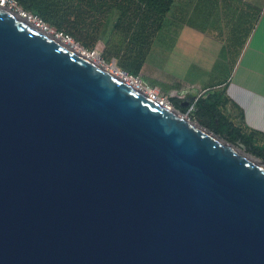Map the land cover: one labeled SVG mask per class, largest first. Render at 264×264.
Returning <instances> with one entry per match:
<instances>
[{"label": "water", "instance_id": "obj_1", "mask_svg": "<svg viewBox=\"0 0 264 264\" xmlns=\"http://www.w3.org/2000/svg\"><path fill=\"white\" fill-rule=\"evenodd\" d=\"M4 1L0 264H264V158Z\"/></svg>", "mask_w": 264, "mask_h": 264}, {"label": "crops", "instance_id": "obj_2", "mask_svg": "<svg viewBox=\"0 0 264 264\" xmlns=\"http://www.w3.org/2000/svg\"><path fill=\"white\" fill-rule=\"evenodd\" d=\"M166 23L175 80L146 75L150 84L190 102L219 94L236 126L264 134V0H174L156 38ZM179 71L197 80L184 84Z\"/></svg>", "mask_w": 264, "mask_h": 264}, {"label": "trees", "instance_id": "obj_3", "mask_svg": "<svg viewBox=\"0 0 264 264\" xmlns=\"http://www.w3.org/2000/svg\"><path fill=\"white\" fill-rule=\"evenodd\" d=\"M45 23L79 42L88 51L102 44L106 61L115 58L119 67L138 76L162 29L174 0H13ZM113 25L108 31L111 18ZM182 111L187 99L171 96ZM225 100L219 94L199 97L193 118L220 136L246 145L248 152L264 158V134L236 126L223 112Z\"/></svg>", "mask_w": 264, "mask_h": 264}, {"label": "rangeland", "instance_id": "obj_4", "mask_svg": "<svg viewBox=\"0 0 264 264\" xmlns=\"http://www.w3.org/2000/svg\"><path fill=\"white\" fill-rule=\"evenodd\" d=\"M17 3V2H16ZM12 5V4H9ZM19 8H21L18 4L17 7H15V10H19ZM115 16H113L109 22L108 25V31L111 30L112 25H113V20H114ZM47 26H49V29L51 30V32H57V30L50 26L49 24L46 23ZM169 29V25L166 23V25H164V29L162 30V32L158 35V38H156L155 40V44L151 50L150 55L148 56V59L145 63V67H143L142 73H139V77H141L143 79V82L147 85H150L152 87H156L160 93L166 97H168L171 101V96H178L179 98L181 97V93L180 92H172V93H167L164 91V89L159 88L155 85L150 84L149 80H148V76L152 75V76H156L157 78H163L167 81H174L175 78L173 77V75L167 74V70H166V66L167 64L170 63L171 60H167L168 59V55H169V51H168V47H169V40H166V34H167V30ZM60 33V32H58ZM71 38V37H70ZM72 42L71 44H77L78 46H80L81 48H83V50L85 51L87 56H92V55H99V57H92V59H94V61L97 62V64L104 66L105 68L110 69H119V70H123L121 67H119L118 61L113 58L110 61H106L102 55H101V49H102V44H99V46L94 50V51H88L87 49H85V47H83L79 42H77L76 40H74L73 38L70 39ZM153 45V44H152ZM169 66V65H168ZM126 71V70H123ZM181 74V71H179ZM144 73V74H143ZM177 74L175 75V77L177 78L178 81L180 82H184V84H187V82H192L197 80V76L196 75H189L186 78L181 79L182 78V74ZM146 75H148L146 77ZM160 76V77H158ZM176 80V81H177ZM173 105V108L179 109L176 106H174L173 102H171ZM189 104V103H188ZM180 110V109H179ZM181 111V114L183 115L186 111ZM191 121H194L196 124L199 123L195 118H187ZM254 155V154H253ZM256 156V155H255ZM258 157V156H257ZM260 161V160H259ZM262 162V161H261Z\"/></svg>", "mask_w": 264, "mask_h": 264}, {"label": "built area", "instance_id": "obj_5", "mask_svg": "<svg viewBox=\"0 0 264 264\" xmlns=\"http://www.w3.org/2000/svg\"><path fill=\"white\" fill-rule=\"evenodd\" d=\"M4 2L7 3L8 6H10L13 10H15V7H17V3L13 0H5ZM3 2V3H4ZM12 4V5H9ZM24 9L19 8L18 11H22ZM24 16H26L30 21L34 23H38L40 26H46V23L39 18L38 16H35L31 13H28L27 11H23ZM61 36L66 37V39H71L68 35H64L61 33ZM116 72L120 74L123 78H125L128 82L132 83L134 86L139 88L140 90L146 92L147 94L151 95L153 98L159 100L162 104L169 106L170 108H173V105L170 101V99L160 93V91L156 87H152L150 85H147L143 82V79L139 76H135L133 74H130L126 71H121L119 69H116ZM118 74V75H119ZM198 98H196L193 102L188 104V109L187 111L183 114L186 118H192L193 117V112L195 110V103Z\"/></svg>", "mask_w": 264, "mask_h": 264}, {"label": "bare ground", "instance_id": "obj_6", "mask_svg": "<svg viewBox=\"0 0 264 264\" xmlns=\"http://www.w3.org/2000/svg\"><path fill=\"white\" fill-rule=\"evenodd\" d=\"M4 6H6V7H7L8 9H10V10H13L10 6L7 5L6 2H4ZM51 33H53V32H51ZM59 39H63L66 45H68V46L71 47L72 49H74V50H76V51L82 53L85 57L91 59L93 62H95V63L97 64V62L94 61V59H92V57H99V55L95 54V55H92V56H87L86 53H85V51L83 50V48H81V47L78 46L77 44H71V43H74V42H72L70 39H64L63 36H60V35H59ZM70 42H71V43H70ZM98 65H99V64H98ZM107 69H108V68H107ZM108 70H109V69H108ZM109 71H110L112 74H115V75H118V74H119L118 72H116L115 69H110ZM119 75H120V74H119ZM128 81H130V80H128ZM129 83H130V82H129ZM172 110L174 111V108H172ZM176 112H177L179 115H182L180 112H178V111H176ZM196 125L199 126L198 124H196ZM246 156H249V155L246 154ZM249 157H251V156H249ZM253 160H254V161H255L260 167L264 168V162H263V161L261 162V161H259V160L256 159V158H253Z\"/></svg>", "mask_w": 264, "mask_h": 264}]
</instances>
